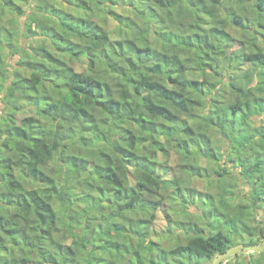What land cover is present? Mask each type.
Here are the masks:
<instances>
[{
  "label": "trees",
  "instance_id": "16d2710c",
  "mask_svg": "<svg viewBox=\"0 0 264 264\" xmlns=\"http://www.w3.org/2000/svg\"><path fill=\"white\" fill-rule=\"evenodd\" d=\"M9 58L0 264H200L264 239V0H0Z\"/></svg>",
  "mask_w": 264,
  "mask_h": 264
},
{
  "label": "rangeland",
  "instance_id": "374dc122",
  "mask_svg": "<svg viewBox=\"0 0 264 264\" xmlns=\"http://www.w3.org/2000/svg\"><path fill=\"white\" fill-rule=\"evenodd\" d=\"M31 4L32 3L29 1L28 5H26L25 8L26 9H29L31 7ZM20 22L22 23V25H20V26H21V28H23L24 27V24L26 22V16L25 15L22 16V18L20 19ZM22 42H24V45L35 44L36 43V39L35 38L32 39V38L26 37V38H23L22 39ZM21 45H23V44L21 43ZM241 46L242 45L240 43L233 44L231 46V48H230V51H229L230 54H236L237 52H239L241 50ZM8 61L10 62L9 65L7 63V65L9 66L8 69L7 70H4V74H1L0 73V76L1 77H4L5 79L9 78L12 75L13 68L15 67V66H13V64H14L13 58H9ZM71 64L73 65V67H75V69H78L79 70V68L74 63H71ZM0 97H1V95H0ZM2 111H3L2 110V102L0 100V116L3 113ZM0 141H1V138H0ZM200 161H201V165H205L206 164V159H201ZM172 164H173V162H172ZM195 179L193 178L190 181L191 182V185L192 186L194 185V187L196 189L203 191L204 190V184H203V182L201 180L197 179V178H195ZM131 181L129 180L128 182L131 183ZM212 190H214V188H211L210 191H212ZM189 209L190 210H193V211L195 210L194 207H189ZM163 211H165V206L159 207V209H158V219L153 224L154 228L159 233L158 235L162 234L161 233L162 232V228L167 225V221H166V219H164ZM209 211L210 210H207L205 212L208 213ZM254 214L256 215L254 221L257 222L260 225H264V206L263 207L257 206L256 209H255V211H254ZM206 215L207 214L204 213V216H206ZM12 223H17V220L12 221ZM162 235H164V234H162ZM241 242L244 243V241H241ZM251 253H257V252L242 253L243 255H239L235 259L238 260V261H246V260L249 259ZM254 256L257 257L256 255H254ZM262 257L264 258V253H263V256ZM210 263H211V260H206V261H204V262H202L200 264H210ZM225 263H226V261H224L222 264H225ZM227 264H229V263H227ZM230 264H233V263H230Z\"/></svg>",
  "mask_w": 264,
  "mask_h": 264
},
{
  "label": "water",
  "instance_id": "95a60500",
  "mask_svg": "<svg viewBox=\"0 0 264 264\" xmlns=\"http://www.w3.org/2000/svg\"><path fill=\"white\" fill-rule=\"evenodd\" d=\"M264 251V239L254 244L239 242L228 247L225 251L217 253L210 264H222L228 257L237 253L261 252Z\"/></svg>",
  "mask_w": 264,
  "mask_h": 264
}]
</instances>
